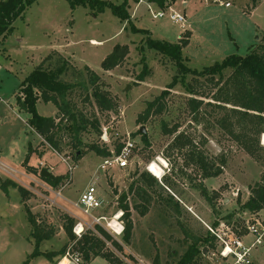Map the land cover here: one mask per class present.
Here are the masks:
<instances>
[{
	"label": "rangeland",
	"instance_id": "rangeland-1",
	"mask_svg": "<svg viewBox=\"0 0 264 264\" xmlns=\"http://www.w3.org/2000/svg\"><path fill=\"white\" fill-rule=\"evenodd\" d=\"M96 1L113 6L124 4L129 19L121 20L109 6L100 10V5L86 3L71 9L66 0H37L15 20L13 30L0 43V264H24L33 251L26 210L43 231L53 232L51 240L40 246L45 252L58 251L69 244L63 230L68 218L74 221L72 233L79 220L85 222V230H93L95 224L74 207L88 185L95 188L96 196L102 201L101 208L91 216L106 218L100 225L110 234L106 223L111 224L114 216L120 214L118 223L122 224L119 198L121 194L127 195L132 222L130 243L123 245L121 254L106 242L107 250L122 264H177L192 238L207 234L205 224L223 222L242 229L239 219L242 214L235 213L239 210L237 200L245 202L251 188L264 184L261 140L264 144V136L259 137L262 149L260 158L256 159L216 123L225 112L209 104H214L211 98L221 85L215 87L209 79L191 74L180 78L173 61L145 45L147 38L171 44L186 38L188 44L182 49V56L186 66L197 71L230 55L245 56L252 48L264 45V32L255 28L256 21H264V5L263 15L258 13L252 17L249 12L252 0ZM225 2L231 7L226 8ZM169 9L182 16L184 22L170 21ZM159 12L164 14L163 18L152 17ZM116 45L127 46L128 54L119 66L103 71L101 62ZM63 64L66 71L61 80L84 84L87 88L76 87L71 93L72 102L89 121L96 119L101 130L99 135L92 129L81 134L84 155L79 160L74 158V150L70 148L73 139L68 134L60 133L63 150L55 152L31 130L26 123L29 116L18 111L15 105L21 82L36 67L58 68ZM85 68L99 77L97 86L110 99L112 111L99 109L93 98L85 99L92 90ZM143 70L145 77L139 81ZM230 74L229 70L225 71L223 81ZM174 76L181 81L168 90L163 100L164 110L138 121L144 118L148 102L166 90ZM217 80L215 77L214 82ZM191 98L202 100L197 120H193L191 113ZM36 108L43 117L57 114L53 105L42 101H38ZM141 127H144L146 142L141 139ZM173 130L176 132L171 133ZM178 134L188 140V145L173 144ZM127 140L135 148L129 167L124 170L101 171L103 158L86 148L97 145L115 153ZM191 141L215 166H220L221 158L225 160L218 177H200L190 161ZM152 165L159 169L158 176L151 173ZM41 170L55 177L62 176L61 185L49 186L40 177ZM143 172L156 180L150 187L143 186L148 204L133 190L129 191L132 184L133 189L142 186L137 181ZM6 181L15 183L27 194L22 195L14 187L4 190L1 186ZM199 184L212 197L213 209L200 194ZM169 198L177 204L176 211ZM135 205L146 207L145 214L136 211ZM230 214L235 215L228 218ZM248 216L246 213L245 217ZM259 217L264 218V209ZM113 236L122 244V235ZM216 248L215 243L214 248L200 252L196 264H211L210 254ZM251 255L257 262L264 261V247L254 249ZM89 264L108 263L96 258Z\"/></svg>",
	"mask_w": 264,
	"mask_h": 264
},
{
	"label": "trees",
	"instance_id": "trees-1",
	"mask_svg": "<svg viewBox=\"0 0 264 264\" xmlns=\"http://www.w3.org/2000/svg\"><path fill=\"white\" fill-rule=\"evenodd\" d=\"M37 0H0V43L13 30V23L22 16L26 8L31 6ZM70 8L74 9L77 6H83L86 3L91 6L100 5L99 9L103 10L104 6H109L112 12L121 20H128L129 16L126 13L125 6H113L111 4H98L96 0H66ZM258 0H252L251 8L256 6ZM132 29V27H131ZM133 30V29H132ZM135 30V29H134ZM135 32H140L136 29ZM188 44V40L180 39L178 43L171 44L164 41H154L147 38L145 45L148 49L153 50L157 54L166 57L173 61L178 74L185 77L191 74L193 77H204L209 79L213 86L218 87L217 92L213 94L211 101L214 104H209L213 108L224 110L225 114L217 120V124L223 128L227 134L242 148L245 152L259 159V151L262 147L259 144V137L264 133V45H258L252 48L245 56L230 55L222 61L214 63L209 67H205L200 71L190 70L186 64V59L182 56V49ZM128 54L127 46L116 45L112 52L101 62V69L109 71L119 66ZM89 74V84L92 86L89 96L85 99L93 98L97 107L103 111H112V103L106 96V93L100 90L97 86L100 82L99 77L85 68ZM229 70L231 74L223 81L224 72ZM66 71V65L63 64L58 68L43 67L39 65L34 69L20 84L17 95L15 97V105L18 111L27 114L29 117L26 121L31 130L42 139V141L52 150L57 153L62 152V134H68L73 143L70 148L74 150L75 160L83 157L84 144L81 141V134L88 132L89 129L95 131L98 135L101 133L98 121L90 120L80 111L77 110L75 104L72 102L71 93L76 87H82L87 90L84 84L66 83L61 80V76ZM145 70L139 75V81L145 77ZM218 80L214 82V78ZM181 81L176 76L173 77L172 82L162 91L161 94L153 101L148 102L147 108L144 111V118L139 120L145 121L147 117L160 114L165 104L163 100L177 82ZM191 95H195L191 86ZM38 101L43 104H51L57 109L55 117H43L38 114L36 105ZM202 105V100L191 98V113L194 115L193 120H197L198 111ZM227 105L231 106L228 110ZM176 130H173L174 133ZM62 133V134H60ZM264 136V135H262ZM141 139L146 142L145 134ZM186 142V143H185ZM188 140L182 134H178L173 144L175 146L188 145ZM87 151L94 153L96 156L106 158L110 156L108 149L99 148L97 145H90ZM120 147L116 149L118 153ZM80 155V156H79ZM191 164L194 165L200 173L202 179H210L218 177L222 171L221 167L225 164L224 159H220V166H215L213 161L207 158L200 149H198L191 141V149L189 151ZM35 173L36 171L33 170ZM42 179L52 188L61 185L63 181L62 176L42 177ZM140 185L133 189V184L129 191L133 190L135 195L140 197L142 201L148 204V194L143 186H152L156 180L147 172L139 175L138 181ZM4 190L7 187L18 188L17 185L11 181H6L1 186ZM200 194L207 201L209 206L213 209L212 197L209 196L207 190L203 185L197 186ZM22 195L27 192L22 188H18ZM170 203L176 211V203L172 198H169ZM239 203V210L235 212L240 215L243 213L257 214L264 209V184H258L250 189V196L248 199ZM119 210L122 213V244L118 243L110 234H108L101 225L95 224L93 230H87L81 238L77 239L73 233L72 228L74 221L68 218L63 225L64 233L68 240V245H64L58 251L41 252L40 246L45 242L51 240L53 232L43 231L38 226L34 218L26 210L27 220L31 226L29 233L33 240V251L28 256L24 264H27L31 259L42 257L51 264H57L61 258L65 256L66 251L70 248L72 252H76L83 264H89L96 258L105 260L108 264H122L120 259L114 255L113 252L107 250L106 242H110L114 250L123 253V245L127 246L131 240L132 222L130 207L127 203V195L121 194L119 198ZM135 210L141 215L147 211L146 207L135 205ZM235 214H230L228 218H232ZM217 225L213 222V226ZM202 247V248H201ZM214 248V239L206 234L204 237L192 238L191 245L187 251L181 256L177 264H196L197 256L204 249ZM58 259V260H57ZM157 264V263H155Z\"/></svg>",
	"mask_w": 264,
	"mask_h": 264
},
{
	"label": "built area",
	"instance_id": "built-area-1",
	"mask_svg": "<svg viewBox=\"0 0 264 264\" xmlns=\"http://www.w3.org/2000/svg\"><path fill=\"white\" fill-rule=\"evenodd\" d=\"M223 5L229 7L230 3H224ZM169 12L170 21L176 24L184 22L182 16L172 12L171 9H169ZM152 17L160 19L164 17V14L159 12ZM134 148L135 144L127 140L118 153L110 151V156L102 159L99 169L103 172H107L111 169L124 170L128 168ZM234 193L235 196L238 195L237 190H235ZM101 205L102 201L96 196L95 188L92 185H88L81 193L74 207L84 216L88 217L94 224L100 225L102 221H106V218L103 216L92 217L91 214L93 211L100 209ZM245 214L246 213H243L239 216L242 222V229H238L239 227H234L233 225L223 222H216L217 225L215 226H213V223L211 226L205 224L206 233L214 239V244L216 243L218 247L216 250L211 251V264H260V262L253 260L251 253L258 247H264V218L259 217V213L253 214V216L247 213L250 215L248 218L245 217ZM118 220L116 221L119 227L118 231L111 228L109 222L106 223V229L112 234L103 228L113 238H115L113 234L115 236H120L123 232V226L118 223ZM79 221L80 222H78L73 229L74 236L77 239L81 238L87 230H90L89 228L85 230L83 228L85 222ZM79 227H81L80 230L78 229ZM241 230L243 233H240ZM63 260H67L69 264H82L80 256L76 252H72L70 248L66 251ZM61 262L62 261L58 264H61Z\"/></svg>",
	"mask_w": 264,
	"mask_h": 264
},
{
	"label": "crops",
	"instance_id": "crops-1",
	"mask_svg": "<svg viewBox=\"0 0 264 264\" xmlns=\"http://www.w3.org/2000/svg\"><path fill=\"white\" fill-rule=\"evenodd\" d=\"M225 3H229V2H225ZM263 5H264V0H258V2L256 3V6L254 7V8H251V10L249 11L251 14L250 15H252V17H254L255 15H258V13H260V14H262L263 15V13H261V9H262V7H263ZM229 7H231V4H230V6ZM229 7H226V8H229ZM261 20H263V19H261ZM260 20V22L259 21H256V23H255V28H257V29H259V30H261V31H263L264 32V21H261ZM258 40V39H257ZM38 104V103H37ZM36 107H37V105H36ZM86 189V188H85ZM84 189V190H85ZM41 252H45V251H42V250H40ZM62 262L63 261H66V263L65 264H69L68 263V261L67 260H61ZM93 261V260H92ZM91 261V262H92ZM61 262V263H62ZM90 262V263H91ZM27 264H51V263H49L48 261H46L45 259H43L42 257H39V258H35V259H31ZM260 264H263V261L262 262H260Z\"/></svg>",
	"mask_w": 264,
	"mask_h": 264
},
{
	"label": "bare ground",
	"instance_id": "bare-ground-1",
	"mask_svg": "<svg viewBox=\"0 0 264 264\" xmlns=\"http://www.w3.org/2000/svg\"><path fill=\"white\" fill-rule=\"evenodd\" d=\"M92 43L95 44V45H97V44H96L95 42H93V41H92ZM262 135H263V134H262ZM261 140H262V145H264V144H263V139H261ZM159 163H162V164H163V161H162V160H159ZM150 171H151V173H152L153 175H156V176H158L159 173H160L159 169H158L155 165H152V166L150 167ZM120 217H121L120 214H116L115 217H114V221L110 224V227L116 229L117 231L119 230V227H118V225L116 224V221H117ZM78 229L80 230L81 227H79ZM65 262H66V261H63L61 264H65Z\"/></svg>",
	"mask_w": 264,
	"mask_h": 264
},
{
	"label": "water",
	"instance_id": "water-1",
	"mask_svg": "<svg viewBox=\"0 0 264 264\" xmlns=\"http://www.w3.org/2000/svg\"><path fill=\"white\" fill-rule=\"evenodd\" d=\"M139 133L141 135H144L145 134V130H144V127H141L139 129ZM50 176V173L47 171V170H41L40 171V177H49Z\"/></svg>",
	"mask_w": 264,
	"mask_h": 264
}]
</instances>
